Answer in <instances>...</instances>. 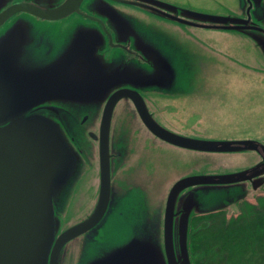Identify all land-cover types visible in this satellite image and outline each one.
Returning <instances> with one entry per match:
<instances>
[{
  "label": "water",
  "instance_id": "water-1",
  "mask_svg": "<svg viewBox=\"0 0 264 264\" xmlns=\"http://www.w3.org/2000/svg\"><path fill=\"white\" fill-rule=\"evenodd\" d=\"M9 1L0 0V25L18 12L45 19H62L77 12L82 0H64L47 9L23 2L6 7ZM153 2L167 11L170 18L179 20L170 13L178 9L176 6ZM183 11L182 14L193 21L212 23V27L220 29L239 30L250 20ZM179 21L206 27L184 19ZM245 28L264 32L262 27L253 24ZM25 30L16 22L0 36V264H64L66 260L81 264L88 259V254L94 252L82 243L86 237L84 234L103 221L110 204V124L114 107L121 98L132 101L138 118L150 135L170 148L212 154L262 153L261 161L249 168L189 175L178 180L170 178L175 182L169 186L165 198L162 235L159 217L153 215L154 219L147 220L149 228L129 230L135 233L129 241L116 244L104 257L86 263L192 264L188 247L191 215L231 210V207L237 210L239 202L253 199L254 194L260 195L255 192L264 186V142L254 138L202 141L185 137L158 124L134 90L113 93L108 97L100 118L101 186L96 205L84 220L63 228L62 214L65 215L71 191L85 168L84 157L78 150L81 121L92 114L93 107L105 100L114 85V75L96 57L95 49L73 44L48 63L27 58L23 38L20 39V34L24 38L27 36ZM261 40L264 50V39ZM41 108L47 114L40 112ZM245 183L251 185L250 192L243 189ZM196 187L201 189L195 190L211 191L197 198L194 195L197 192L192 193ZM186 188L193 190L187 193L188 197L182 198L183 207L176 211L180 215L173 227L175 202ZM149 196L150 210L159 211V196L151 191ZM192 210L195 213L191 214ZM116 221L115 226H121L119 218ZM153 222L157 227H153ZM109 230L112 232L111 228ZM114 232L123 233L119 236L121 238L128 236L126 227Z\"/></svg>",
  "mask_w": 264,
  "mask_h": 264
},
{
  "label": "flooded vegetation",
  "instance_id": "flooded-vegetation-1",
  "mask_svg": "<svg viewBox=\"0 0 264 264\" xmlns=\"http://www.w3.org/2000/svg\"><path fill=\"white\" fill-rule=\"evenodd\" d=\"M63 1L10 0L6 7L11 3L23 2L47 9L56 7ZM153 1L176 6L178 9L170 13L179 20L196 22L182 14L185 9H181L178 3H173L170 0H82L77 12L62 19H45L18 12L0 25V36L16 22L26 28L24 32L27 33V36L24 38L23 34H20V39L23 38V49L27 50L26 56L31 60L48 63L73 44V46L95 49L96 57L102 60V63L107 65L106 69L110 68L114 75V80H112L114 85L105 95V100L102 104L93 107L92 114L81 121L78 150L84 157L85 168L71 191L66 214L71 210L69 215H65L67 228L88 217L97 202L101 186L100 118L103 107L111 94L123 90H129V92L134 90L158 124L185 137L202 141L224 139L218 138V135L214 134L218 130L212 129L214 128L213 121L224 122V114L228 120L230 95L233 97L237 92L232 90L235 78L229 76V73L236 67L235 64L240 63L235 62L237 59L232 58L229 47L213 49L210 39L200 42L201 49H190L189 45L183 49L175 45V36L172 33L174 26L184 29L189 37L191 36L190 30L233 31L246 37L256 32L260 35L263 34L264 37L263 31L253 32V30L245 28L251 24L261 27L255 23L257 15L254 13V7L258 6L259 0H233L237 3L238 10L231 8L230 12L215 14L235 16L244 20L249 18V22L239 30L215 28L212 27V23L208 22H196L204 24L206 27H195L182 23L170 18L168 12H164L163 8H159ZM257 14L259 16V13ZM260 41L262 40L260 39ZM258 48L243 47L242 50H238L243 52L259 50L262 54L260 47ZM243 56H245L244 53L242 58ZM262 60L264 61V58ZM180 72L182 76L179 78ZM224 75L227 78H224ZM171 76L173 77L172 86L166 90L164 84ZM168 82L170 81L168 80ZM241 97H243V91ZM204 98L206 102L199 105L198 102H204ZM155 104L158 105V108L155 107ZM189 108H191L192 116L201 113V119L204 120L202 124L206 126L209 124L210 127L204 129V126L199 125V129L195 130V135L184 134L177 128L169 127L159 116L161 120L154 116L158 115L160 111L174 110L179 118L187 117ZM116 109L119 115H128L129 118L125 123L120 121V126L114 129L113 117L117 114ZM44 110L41 108L40 112H45ZM61 121L64 123L63 117H61ZM67 125L65 124V126ZM239 138L253 139V137ZM109 140L110 204L103 221L93 227L94 230L84 234L86 237L83 238L82 244L93 249L94 252L88 254L86 256L88 259L83 260L81 264L104 257L106 252L112 247H116V244H125L135 234L129 230L149 228L150 224L147 220L154 219L153 215L159 217V229L163 228V211L168 191L160 197L157 196V200L160 202L159 211L157 209L151 211L149 206L151 180L156 175L166 169L170 170L168 175L172 180L189 175L225 173L217 172L211 167L209 172L197 171L198 166L203 163L200 158L212 156L211 160H213L223 157L221 153L212 154L183 148H175L173 151L153 138L141 123L135 106L128 98L119 99L114 107ZM254 140L256 139L254 138ZM250 153L253 154L255 160L252 165L245 168L253 166L262 159L261 152L250 151ZM174 182L172 181L171 185ZM193 189H201V187ZM193 189L186 188L179 193L175 202V214L183 207L182 198L188 197L187 193ZM194 190L192 193L197 192L194 194L197 195V198H201L205 193L211 191V189ZM154 202L157 203L156 200ZM197 208L199 207L197 206ZM192 213H195L194 210L191 211ZM178 215L180 212L174 217L173 227H175ZM195 215L197 214H193L191 217ZM116 218H119L121 226H115ZM72 219L73 221L70 222ZM197 225H199V221L195 222V226ZM125 227L128 231L126 237L121 238L119 236H122L123 233L114 232L116 229H125ZM153 227H157L155 222H153ZM110 228L112 232L109 230ZM160 230L162 235V229ZM129 233L132 234L129 236Z\"/></svg>",
  "mask_w": 264,
  "mask_h": 264
},
{
  "label": "rangeland",
  "instance_id": "rangeland-1",
  "mask_svg": "<svg viewBox=\"0 0 264 264\" xmlns=\"http://www.w3.org/2000/svg\"><path fill=\"white\" fill-rule=\"evenodd\" d=\"M173 3H178V6L181 9H187L191 11H196L200 13L206 14H223L231 11V8L238 10L237 3L235 1H225V0H170ZM259 6L254 7V13L257 15L255 23L264 28V0H259ZM257 12H256V11ZM259 13V16L258 14ZM191 36L189 37L184 29H181L178 26H174L172 33L175 36L174 43L179 47H185L189 45L190 49H201L202 41H206L210 39L213 43V49H222L224 46L229 47L230 54L235 58V62L240 64H235L236 67L229 73V76H233L235 79V85H233V91H237L233 97L230 95L228 105L229 111L225 109V113H228V120H226V115L224 114V122L213 121V130H218L214 134L218 135V138H239V137H253L256 140L264 142V62L262 59L264 58V50L260 45V39H264L263 34H250L249 37L242 36L239 33L233 31H195L190 30ZM187 43V44H186ZM260 47L262 54L259 50L255 51H241L243 47L256 49ZM184 49V48H183ZM241 49V50H238ZM259 49V48H258ZM243 58H242V55ZM234 65V66H235ZM240 65V66H239ZM228 72V71H227ZM256 72V74H255ZM179 73V78L182 76ZM224 78H227L224 75ZM172 79H168L170 82H165V88L168 90L172 86ZM245 80V82H243ZM177 88V87H175ZM243 88V89H242ZM243 91V97L242 96ZM233 93V92H232ZM241 98V99H240ZM203 101H199L198 104H204ZM149 104V102H148ZM176 105V102H175ZM155 107L158 108V105L155 104ZM152 108V106H151ZM177 106L175 107V109ZM116 113L113 117V128H117L120 126V121L127 122L128 115H119L116 109ZM126 116V117H124ZM155 118H161L164 123H166L169 127L177 128L181 133L184 134H193L195 135V130L199 129V125L206 127H210L209 124L206 126L202 124L204 121L201 119V113L197 114V116H192L191 108L188 109L187 117L179 118L178 115L175 114L174 110H170V112L160 111L157 115H154ZM159 116V117H158ZM159 118V119H160ZM160 119V120H161ZM123 123V124H124ZM122 125V124H121ZM173 151L175 149L171 148ZM212 156H206L200 158L203 163L198 166V172H209L210 167L217 170V172H228L233 170H240L245 167H248L253 164L255 157L250 151L245 152H237V153H229L223 154V157H217L211 160ZM169 169H166L161 174L156 175L151 180L150 191L155 193V195L159 196L163 193L167 192L169 186L172 181L169 180L170 177L168 175ZM244 188L247 189L248 192L251 190V185L248 183L242 184ZM256 194L260 193V195H264L263 189H260L255 192ZM151 194V193H150ZM258 196V195H257ZM254 194V197H257ZM250 203H256V199H249ZM71 210V209H70ZM70 210L65 213V215L70 214ZM227 218L231 216H235L238 213V209L236 210L234 207L229 209H223ZM65 215L62 217V227L67 226V220L65 219ZM70 220V222H72ZM71 260V259H70ZM71 262V261H70ZM76 262V261H75ZM64 264H69V260L64 261ZM71 264V263H70Z\"/></svg>",
  "mask_w": 264,
  "mask_h": 264
},
{
  "label": "trees",
  "instance_id": "trees-1",
  "mask_svg": "<svg viewBox=\"0 0 264 264\" xmlns=\"http://www.w3.org/2000/svg\"><path fill=\"white\" fill-rule=\"evenodd\" d=\"M256 198V203L239 202L238 213L229 218L224 210L191 217L192 264H264V195Z\"/></svg>",
  "mask_w": 264,
  "mask_h": 264
}]
</instances>
